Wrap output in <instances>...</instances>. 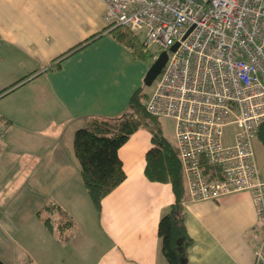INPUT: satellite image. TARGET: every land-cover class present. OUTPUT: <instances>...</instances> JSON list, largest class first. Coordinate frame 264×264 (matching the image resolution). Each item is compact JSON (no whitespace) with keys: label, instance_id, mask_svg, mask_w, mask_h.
Masks as SVG:
<instances>
[{"label":"crops","instance_id":"obj_1","mask_svg":"<svg viewBox=\"0 0 264 264\" xmlns=\"http://www.w3.org/2000/svg\"><path fill=\"white\" fill-rule=\"evenodd\" d=\"M104 10L100 0H0V244L16 247L18 264H167L157 226L174 195L145 177L149 131L137 129L118 149L125 179L99 211L74 155L75 130L123 113L147 70L111 38ZM51 158L53 212L68 232L53 263L52 232L14 211L20 188H36ZM182 204L187 264H253L260 232L250 192L197 202L185 193Z\"/></svg>","mask_w":264,"mask_h":264},{"label":"built area","instance_id":"obj_2","mask_svg":"<svg viewBox=\"0 0 264 264\" xmlns=\"http://www.w3.org/2000/svg\"><path fill=\"white\" fill-rule=\"evenodd\" d=\"M100 1L107 26L167 53L145 111L173 121L187 201L250 192L260 232L253 264H264V180L253 152L264 121V0Z\"/></svg>","mask_w":264,"mask_h":264},{"label":"trees","instance_id":"obj_3","mask_svg":"<svg viewBox=\"0 0 264 264\" xmlns=\"http://www.w3.org/2000/svg\"><path fill=\"white\" fill-rule=\"evenodd\" d=\"M106 29L114 41L127 47L135 57L147 60L142 41L136 34L122 26H106ZM141 90L137 88L132 93L123 113L112 118L92 117L85 126L75 130L73 150L79 163V174L91 202L99 211L101 200L125 179L118 149L130 134L139 128H146L153 146L146 152L145 177L149 181L170 184L174 195V202L158 222L160 251L167 264H187L186 249L192 240L184 225L182 203L186 188L183 170L175 146L162 136L158 118L146 113L144 100L148 96L142 94ZM256 138L264 152V121ZM42 221L47 230L52 232L50 220L45 218ZM0 264L5 263L0 261Z\"/></svg>","mask_w":264,"mask_h":264},{"label":"rangeland","instance_id":"obj_4","mask_svg":"<svg viewBox=\"0 0 264 264\" xmlns=\"http://www.w3.org/2000/svg\"><path fill=\"white\" fill-rule=\"evenodd\" d=\"M136 35L137 38L143 42V34L138 33ZM143 49L145 50V54L147 56V61H148V63L146 64L147 70L141 77L140 81H137V85L142 87L141 90L142 94L149 97L154 88V81L151 83V85H146L145 83L146 73L148 69H150V67L153 65L155 59L160 55V53H162L165 50L154 44L144 46ZM147 99L144 100V103H146ZM158 123L161 128L162 136L168 141L173 142L174 141L173 121L164 117H159ZM232 130L233 128L231 126L225 129L224 141L230 140V134ZM253 152L260 178L261 180H264V152H263V147L257 138H255L253 141ZM51 163H53V158H51V162L45 166L44 172L41 174L40 178L38 177V183H35L36 188H30V187L20 188L19 195H21V197H24L22 201L23 203H19V205L15 203L14 207L16 208L18 207V209L14 211L20 213L18 220L26 221V222L32 221L34 225L40 223L39 221L42 222V220L45 218H48L50 220L53 229L52 233L50 234L53 236L54 238L53 242L55 243L54 245L55 251L51 260V262L53 263V257L54 256L56 257L58 255L57 248L59 247V245L57 244L58 242L63 241L62 239L64 238V235L68 234V232L67 230H62L60 227H58V224L61 223V220H56V218L61 216V213H58L57 211L55 213L53 212V207H52L53 192H55L58 189L55 188L57 179L53 178V165ZM79 186L82 187V182H80ZM47 208H49L50 210ZM37 213H39V216H37ZM12 223L15 224L16 221L13 220ZM2 242L3 243L0 244V261L5 264H18L17 257L20 254L16 249V247L12 246L10 242H6L7 245L4 244V241ZM52 245L51 247L53 254Z\"/></svg>","mask_w":264,"mask_h":264},{"label":"water","instance_id":"obj_5","mask_svg":"<svg viewBox=\"0 0 264 264\" xmlns=\"http://www.w3.org/2000/svg\"><path fill=\"white\" fill-rule=\"evenodd\" d=\"M177 47V44L173 45L170 48V51H174ZM167 60V53L163 51L160 55L155 59L153 65L148 69L146 73L145 83L146 85H151V83L155 80L158 74L161 72L165 62Z\"/></svg>","mask_w":264,"mask_h":264}]
</instances>
